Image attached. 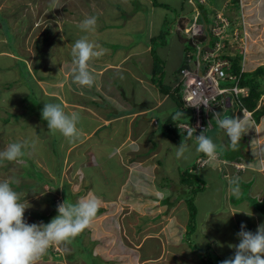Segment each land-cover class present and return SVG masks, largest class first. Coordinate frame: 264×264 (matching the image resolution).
Instances as JSON below:
<instances>
[{"label": "rangeland", "instance_id": "374dc122", "mask_svg": "<svg viewBox=\"0 0 264 264\" xmlns=\"http://www.w3.org/2000/svg\"><path fill=\"white\" fill-rule=\"evenodd\" d=\"M53 1L54 0H0V39L7 37L9 44L12 46L13 50H15V52H19V49H16V38L21 39L23 36L28 35L31 30L33 31V34L35 36H38V34L41 33L43 36L41 38H38L33 43V46L35 45V51H39L38 61H44L43 54H45V50H47V48H49L50 50H54V47L56 45L54 38L56 37V39L59 41L58 36H60L61 43L66 41L67 44L70 43L69 41L74 42L81 36L88 35L90 40L97 42L99 45L100 43H102L101 45L103 46L104 41L110 38V33L118 35V37L110 39L124 40L127 44L126 47L134 45L138 41V37L134 36V33L127 34L124 27L119 28V24H116L118 21L110 23L112 24L111 28L104 29L105 27H103V24L110 21L107 19V17L109 16V6H107L109 2L107 0H57L58 4L62 3V8H60L61 10H56L54 18L51 16L54 13V10L50 11L49 9H46L54 4ZM125 1L129 3L127 0H113L112 3H123ZM155 1L156 4L161 2V5L157 6L156 14L153 15L156 18L153 19L156 27H153L151 29V33L153 35L152 38H155L154 42H156V45L153 53V58V51L151 52L147 48L141 51L143 60L152 58L148 63L150 65L151 71L148 74H146L145 72L142 73L146 77L147 82H149L148 79H150L154 83L158 84L160 80L155 82L153 74H151V72L153 71V63L157 61L161 67V71L159 74H162V72H164L163 83L167 84V77L169 75L167 69L170 72L177 70V66L181 62L180 48L183 46V44L185 47H190V52L193 53L194 60H196L197 56L199 55V48H195L196 50H192L191 44L189 42H184L188 41V38L192 37L190 31L192 30L193 25L189 28L185 23L181 22V20H184V18L178 19L177 16L179 15L180 11L183 10L185 16H187L188 21L186 22L190 23L193 18H199L200 23H204V15L200 11L198 12V7H200L208 15V18L210 20L217 22L216 16H219L218 11L220 7L224 6L223 4L225 3V0H208L206 3H204V5H201L199 0H195V2L193 0ZM123 4L124 6L126 5V3ZM237 5L238 2L234 0L232 1V3H228V7L224 8V10H221V16H223V13H225L226 11L231 12L232 8H235ZM124 6L122 8H119L121 13H117L114 10L115 8L111 6L113 13L115 15L123 16V20L127 17L126 13H124V10L126 11V8ZM246 9V13L249 14V12L247 11H250V7H247ZM236 11L239 10H237L236 8L234 12ZM58 14L61 18H58ZM41 15L43 16V18L45 17L44 21H42L41 28L38 29L35 27H30V25L35 22L38 16ZM243 15L244 13L242 12V16ZM90 16H95L97 18L96 31L94 33H84L78 27V31L76 34V26L70 24V21H76L75 23H78L79 25L80 22H82L86 17ZM238 18H241V16L234 15L230 18L232 20L227 26L228 29L229 27L230 29L235 27L236 21H239ZM41 20L42 19H40V22ZM146 21L147 24L150 23L149 20ZM241 24L243 25L245 30L242 32L243 35H240L241 32L239 31L240 37L237 40L233 39L230 41L225 49V53L229 52L230 54L231 52L233 53L239 51V49L240 51H243V49L247 51V48L248 46H250L251 42L254 44V54H258L264 51V24L258 36H252L251 33L252 27H255L254 30H257L256 26L253 25L251 27V24L247 20H245L244 22L242 20ZM241 24H237L236 26H239ZM61 25H63L64 29L63 36H61V34H59L58 32V29H60ZM181 25H185L186 27L185 29H181L180 31H178L177 27H180ZM138 27L142 28L143 24L141 22L136 23V28L138 29ZM17 28H19V32L17 31ZM44 29H46V31H43ZM134 32L136 31L134 30ZM132 36H134L135 39L133 40V42H131V45H129L130 41L127 42V39L131 38ZM250 36L254 40H256L255 43L253 41H250L252 39ZM102 37L107 38L101 40ZM203 38L204 35L196 36V39L198 40H202ZM259 39L262 41L261 44L259 42ZM174 41H176V43ZM181 43L182 46L177 49V47L180 46ZM5 45V43L0 42V49L5 47ZM55 49L57 48L55 47ZM156 55L160 58H158ZM259 55L260 57L258 59L261 61V63L255 61L254 68L258 65L264 64V55ZM8 63L12 64V66L14 65L13 70L7 69L9 65L5 62L4 57H0V151L5 150L7 145L10 144L7 143L8 141H10L11 143H21L25 145L22 151H24L25 156H27L28 158L25 157V161L23 162L25 164L13 162L14 165L11 166L23 167L24 169L22 170L23 173L21 174V177H25V179L23 178L21 180H18L19 177H15L16 175H20L19 171L17 173L11 171L7 174V170L10 169L7 167H5L7 169L0 167V176L2 178H7V176L8 178H11L15 173L14 178L10 181V183L12 188L20 193V201L29 203L30 207L25 211L37 210L43 214L49 213V211L51 210L50 201L51 199H53V196L51 194H43L44 192L42 191L41 193L39 189L40 187H37V185H35L33 189H30V192H26V194L23 193V190L29 188L30 185L28 184V182H32V179L30 180L29 177L33 178L39 176L40 179H38V181L40 183V181L44 182L47 176L48 179H52L53 183H57V178L54 177L53 173V176H51L50 173H46L45 171H43L46 166H49L52 170H54L56 167L52 165L50 161L47 162L43 159L38 160L36 157H34V153H37L35 152L36 149H40L41 152H43L45 149L44 144H49L51 141L57 144L63 143L64 146L69 143V140L64 138L61 134L51 133L48 129L47 121L42 119V109L45 103H59V101H57L58 99H54L52 96L44 95L43 90L33 80V71L31 73L22 60L8 59ZM158 63H156V65H158ZM33 66L34 70L37 71L38 66L36 65V62H34ZM54 76L56 77L57 75L54 74ZM180 87L185 88L184 84L180 85ZM177 88L179 91V87ZM143 93L147 97L146 99H148V101L150 102L146 103L144 106H150L151 103H154V100L152 99V96L154 94L148 91L145 92L144 90ZM261 103H264V95L262 97ZM170 105L171 103L170 101H168L163 106L162 110H165L167 108L170 109ZM108 107L110 109L111 106ZM112 108L113 110H110L109 112L111 116L115 115L118 111L117 106L113 105ZM67 111L68 110H66L65 112ZM175 111L178 112L179 116L180 113L176 109H173L172 113ZM67 113H69V111ZM82 116L81 118H83V120L81 119L79 128L83 127L85 128V130L90 131L94 127V124L91 123L89 119H86ZM172 119H174V121L176 120L175 117ZM8 120L9 122L6 123V121ZM140 120L142 119L140 118ZM117 124L119 123L116 122L115 125ZM163 124L164 121L161 118V121L159 123L160 129H158V133L153 135L155 131L153 129L152 134L150 132V134L148 135V139H153V142L157 144L160 143V139H170L171 141L169 140L168 145L167 143H164V145H166L165 149L169 146L172 147V151L169 148L170 152L168 153V155L162 153L159 156L150 159V157L148 156V151L150 149L148 147V143L145 142L144 146L147 149L139 151L138 148H134L133 155L130 156L131 161H129L128 159L123 160V157L125 156L122 150L118 147V136H116L114 140H107V137H103L104 134H102V132H99L87 143V145H90L92 148L93 146H95L93 148L94 154L89 160V164L96 166L97 164L101 163L104 164L105 168L102 172H98L92 166L88 167V171L92 172L96 177L95 180H92L93 186L90 187L89 185L88 189L94 188L98 193L103 192L107 195L108 198H113V194L117 189H120V183L124 180L125 176H131L133 172V168L130 165L131 162L136 166L140 164L138 161L143 159V163L140 165L146 170V172L142 175V178H144V183L141 187L137 186V189L140 190L143 198L150 199L151 201H148L147 203L143 202L142 210L141 212H139L143 214L141 217L137 214V212H133L131 210V207L133 206H125L124 213L132 211L128 213L127 218L122 212V207H120L119 209L117 208L118 211L121 210L119 218L121 224H123L122 222H126L127 225H130V223L132 222L136 224L134 225L132 223V228L134 229L133 232H130L129 226H124V224L122 229H120V227L117 228V224H119L117 217L112 220L110 219V217H113L115 213L113 212V208L111 206H108V208H106L105 210L106 212L103 213V215L97 216L94 219L92 225L85 230L87 232L89 231L88 235L86 232V235L84 234L86 238L81 236L83 235L82 233L81 235L76 237L75 240L71 242V244L67 246L61 245V248L67 250L65 251L66 260H68L67 257L69 256L68 253L70 252L71 254H73L71 256V262L73 261L76 264H114L118 260L117 255L121 251L124 252L122 250L123 240L128 241L129 239H136V241L139 243L140 240L141 242L147 240L148 245L153 244L152 254L154 253L159 255V257L156 259H145V262H143V264H221L223 260L234 255L235 250L234 248L230 247V245H237L240 242L236 234L241 230L242 223L245 225H249V228L253 233L256 232L258 225L264 223V207H262L261 210L258 209V207H256L253 203L256 202V194L250 193L256 182V178L254 176L258 175V173L248 170V168L252 167L248 161H244L243 164H236L238 167L240 166L239 168L243 167L249 172L247 174V177L245 178V182L247 184H244V186H242L245 190L244 195L235 194L234 196L235 198H237V201L233 202V199L231 200V198L229 197V194L231 195V193H229L228 191V187L232 179H225V174L227 170H229V166L227 163L223 162L224 159L219 156L217 160H213L217 162V164L215 165V170L218 172V180H216L214 176H211L210 174H206L204 176L198 169L188 167L190 165L192 166V164L195 162V159L191 161V163H184L188 161V159H177L176 157L177 147L180 145L182 140H185V138H178V140H175V134L170 133L168 131V128H166ZM211 124L217 127V124L213 119ZM253 128L249 130V135L245 137V146H249L248 138H251L253 140L255 139V136L258 137L256 131L254 133ZM164 129L165 131H163ZM217 129L219 128L217 127ZM81 136L80 138H82ZM120 137L123 138L121 134ZM257 142L258 144H253L255 148L251 146L250 148H248L247 156H253L254 154L255 156L253 158H256L259 162L258 154L260 158H262L261 147L264 143V140L261 138V140H257ZM223 145H225V143ZM30 147L34 150V153L28 152ZM220 150H222L221 146L217 148L218 152ZM97 151L102 154L106 153L107 155L110 151V155L108 156L111 159L104 161L107 155L99 156ZM49 153L50 152H47L45 154L47 155ZM226 158L227 160H231L234 157L230 153L226 156ZM35 161L40 167L36 163H34ZM209 161L211 162L212 160L207 159L206 163H208ZM213 161L212 163H214ZM0 163L2 165H5V162L3 163V161H0ZM56 163L58 164V159L56 160ZM65 164V168L67 170L63 172V178H65V173L69 171L71 172L67 174H69V179L72 180V183H70L68 180L66 181L71 184V188L73 189V191H75L73 186L80 185V180L77 179L76 181V179L73 178V165L69 161L67 163L66 160ZM236 165L233 167V169L238 170L239 168H237ZM258 166L259 170L256 166H254V168L257 169L256 171H259L260 173L262 172L261 174L264 175V168H262V165L260 164H258ZM113 169H115V173L112 171ZM196 175H198V177L200 176V178H202L203 176L204 182L207 185L206 188L203 186L199 189L200 191L197 190V192L195 193L196 195L194 196V204L199 210L197 219L203 218L202 215L206 216L204 228L202 230H199L198 223L196 225L197 227L195 226V229H190L188 227V232H185L186 230L183 229L185 235L184 233H179L177 229L174 230L172 226L171 229H167L170 225L173 224L178 226V219H180V221H186V225L188 226V220L190 219V216H188L189 212L187 213V208L189 197L191 196L189 193L190 190H193L194 185H199L198 179H200L197 178ZM222 176L224 177V185L222 184ZM184 178L191 179V182H184ZM20 181L22 183H17ZM75 182L78 183L75 184ZM258 182L259 186H262L261 189L264 190V180L260 179L256 183ZM82 184L83 182L81 183V185ZM154 186L162 188H158L159 190H161V194H158L160 195L158 197L156 195L150 194L152 190H155ZM30 187L32 188L33 185L31 184ZM50 187L51 186H46L45 188H48L50 190ZM131 187L133 186L130 185L129 188ZM19 188L20 191L18 190ZM82 188L83 187H80L79 191ZM215 189H218L219 192L216 196H213V192L215 191ZM49 190H46V192H49ZM263 190L261 191V193L263 192ZM240 191L242 192V190ZM60 195V192H56L55 196L58 197ZM123 196L124 198L126 197L125 199H129L131 197L128 188L123 189ZM96 197L100 198L99 196ZM208 197L210 199L216 200V202H213L211 204V202L208 201ZM158 198H161L162 200H158L157 203H154L153 200H157ZM259 198L264 200V197L262 198L260 196ZM99 200L100 206H102L103 202L101 201V199ZM231 205H233L232 208L235 209L234 211H230ZM167 208L169 210L173 209V211L171 210L169 211V213L167 212L168 214L166 216L164 212L167 211L165 210ZM158 211L160 212V214L156 215ZM244 212H247L249 214L252 213V215L249 216ZM57 215L58 212H54L53 215L47 214L50 220ZM24 217L29 224L34 223L33 217ZM29 221H31V223ZM39 222L41 223V221ZM39 222L35 220L36 224H39ZM168 230H171V232H168ZM166 233L167 237L165 238ZM87 236L91 240H93L94 243H86V241L88 240ZM157 237H159V239ZM160 237H162L163 239ZM159 240L161 241V246ZM170 242H173V244H171ZM139 246H142V243H140ZM54 247L55 246L51 248ZM207 247H209V249H206ZM201 250H203V253L207 256L204 260L200 256ZM210 253L212 254V256ZM46 256L49 257V261L44 262L45 259L41 258L39 264H60L58 263L62 257L60 254L54 252L52 255Z\"/></svg>", "mask_w": 264, "mask_h": 264}, {"label": "crops", "instance_id": "0c3cea01", "mask_svg": "<svg viewBox=\"0 0 264 264\" xmlns=\"http://www.w3.org/2000/svg\"><path fill=\"white\" fill-rule=\"evenodd\" d=\"M107 1L109 2L107 4V6H109V10H108L109 16L107 17V19L110 21L105 22L103 24V27L106 26L104 29L111 28L110 25H112V24H110V23L118 21L116 24H119V28L124 27L127 34H133L134 33L135 34L134 36L138 37V41L134 45H131V42H133V40L135 39V37L132 36L131 38L127 39V42L130 41L129 45H131V46L126 47L127 44L124 40H112V39H110V38L118 37L117 34L110 33V36H109L110 38H108L107 40L104 41L103 46L101 45L102 43H100V46L103 47L104 49H106L107 52L100 59L94 60L91 64V70L93 71V73L95 75V84L91 89L81 88L80 86H78L77 84H75L73 82L72 73H71V69L73 67V64H72V58L70 55V51H71V47H72L74 42L69 41L70 43L67 44L66 41H64L61 43L60 36H58L59 41L56 39V37L54 38L55 44H56L55 47L57 49H55V47H54V50H50L49 48H47V50H45L46 52H45V54H43L44 61H42V60L38 61V52L39 51L36 52L35 51V45L33 46V43L38 38H41L43 35L40 33L41 35L38 34V36H35L33 34L32 30L28 33V35L23 36L21 39L16 38V40H15L16 45H17L16 49L18 48L20 53L15 52V50H13L12 46L9 44L7 37L1 38L0 42L5 43L6 45H5V47L0 49V57H4L5 62L9 65V67L7 69H12V70L14 69V65L12 66V64H9L8 59H16V60L20 59V60H22L26 64L29 71L31 73L33 71V73H32V74H34L33 80L43 90L44 95L52 96L54 99H58L57 101H59V103L64 107L65 111L68 110L69 113H71L73 111L78 112L80 114V116L83 115L82 117L89 119L91 121V123L94 124V127L90 131H87L83 127L79 128L80 123H81V121H80V123L77 125V127L81 130V133H82L81 137L82 138L78 139L75 142H69L66 146H64L63 143L57 144V143L51 141L49 144H44L45 149L43 152H41L40 149H36L35 152H37V153H34L33 152L34 150L31 147L29 148L28 152L29 153L33 152L34 157H36L38 160L43 159L44 161H47V162L50 161L51 164L56 167L54 170H52L49 166H46L43 169V171H45L46 173H50L51 176L54 175V177L57 178L56 181H57V183L59 182L58 183L59 188H62V186L64 185L66 180H68L70 183H72V180L69 179V174H67L70 171L65 173V178H63V172L65 170H67L65 168V165H66L65 160L67 163L69 161L73 165V171H72V173L74 174L73 178L76 179V181H77V179L80 180V185H77V186L72 185L74 187V190H75V191H73V189L71 188L73 191V194H74V198L81 199L83 197L99 196L100 197L99 199H101V201L103 202L102 203L103 207L108 208V206H111L113 208V212L115 213V215H113V217H110V219L112 220L115 217H117V220L119 222V224H117V228L120 227V229H122L123 224H124V226L127 224H126V222H122V221L121 222L123 224L120 223L119 218H120V211L121 210L118 211L117 208L119 209L120 207H122V212L124 213L125 206H127V205L129 207L133 206V207H131L132 208L131 210L133 212H137V214L141 217L143 214H141L139 212H141V210H142L143 202L147 203L148 201H151L150 199L143 198L140 190L137 189V186L141 187V186H143V183H144V180H143L144 178H142V175H143V173L146 172V170L144 168H142L140 165L143 163V159L138 161L140 164H138L136 166L134 163L131 162L130 165L133 168V172H132L131 176L130 177L125 176L124 180L120 183V189L116 190V192L113 194V198H108L107 195L103 192H102L103 193L102 194V193H98L96 191L94 192L91 189L86 190L87 184L84 183L85 173L83 172V170L85 167V163H87V162H83L82 155L86 156L88 153H90V155L93 156V154H94L93 148L95 146H93V148H92L90 145H87V143L90 141L91 138L96 136L99 132H102V134H104L103 137H107V140H114V138L116 136H118V139H119L118 147L122 150V152L124 153V156H125V157H123V160L128 159L129 161H131L130 156L133 155V149L134 148H138L139 151H141L143 149H147L144 146L145 142L148 143V147L150 149L148 151V153H149L148 156L150 157V159L155 158L162 153H165L166 155H168V153L170 152L169 148L172 151V147L169 146L168 148L165 149L166 145H164V143H167V145H168L170 139H168V138L167 139H160V143L157 144V143L153 142V139L150 138V140H149L148 135L150 134V132L152 134L153 129L155 130L153 135L158 133V129H160L159 123L161 121V118L164 121L163 125H165V127L168 128V131H169L170 124H172V122H170V119L174 118L175 117L174 115L178 113V112L176 113V111L172 113V111H173V109L178 110L177 108H179L177 100L175 99L176 90H178V88H176V86L178 84L179 70L184 64V59L186 57L192 59L193 53L192 52L186 53V47L184 46V44L182 46V43L180 46L177 47V49H178L182 46L180 48L181 62L177 66V70L170 72L167 69V72L169 75L167 77V84L166 85L169 88L171 87V89H168L169 90L168 93L163 92L161 90L162 88H160V86H159V82H158V84H156L150 79H148L149 82H147L146 77L142 73V72H145L146 74H148L151 71L150 65L148 63L153 58V53H154V49H155V45H156V42H154L155 38L154 39L152 38L153 35L151 33V29L153 27H156L155 22L153 21V19H156V18L153 15L156 14L157 6L161 5V2L156 4L155 0H137V1L132 3V0H127L129 3H127L126 1L123 2V3H126V5L124 6L126 8V11L124 10V13H126V15H127V17L124 16L126 18L123 20V16L115 15L113 13V10L111 9V6L113 8L116 7L114 5L115 3L114 4L112 3L113 0H107ZM138 1H139L140 5H139ZM199 1L203 2L202 0H199ZM204 1L206 3L208 0H204ZM232 1L233 0H225V3L223 4L224 6L220 7V9L218 11L219 16L217 15V19H218L217 21L218 22H216V24H211V21L209 18H208V20L207 19L204 20V24L202 23L203 26L207 30V32H206L207 44L211 43L215 39V36H216V29H215V32H213L212 28L213 27H216V28L219 27L217 23L220 24V21H222V20H223L225 26L228 25L230 23V21L232 20L230 18L234 15L235 16L239 15V16H241V18H238L239 21H236L235 27L231 28L230 30L228 29V27L224 28L225 30L222 31L221 37L223 38L225 33L230 32L233 29H234V37L236 38V40L239 38L240 35H243L242 32L245 30H244L243 25L241 24V22L243 20L242 12L244 13V16H246L245 20H247L251 24V27L253 25L257 27V30L256 29L254 30L255 27L251 28L252 36H255V35L258 36L260 34V31L263 28V24H264V18H263L264 0H238L239 6L237 5L235 8H232L231 12L226 11L225 13H223L224 15L221 16V14H220L221 10H224V8H227L228 3H232ZM53 2H54V4L51 5V7H48V8L45 7V8L49 9L50 11L54 10V13L52 15L50 14L54 18L56 10H59L60 8H62V3L58 4L57 0H54ZM247 7H250V11H247V12H249V14L246 13ZM236 8L239 11L234 12L236 10ZM117 13H121L120 10H118ZM44 18L42 15L38 16V18L35 20V22L32 25H30V27H35L38 29L41 28V24H42V21H44ZM58 18H61L60 15L58 16ZM219 18H221V19H219ZM40 19H42L41 22H40ZM127 19H129V20H127ZM146 20H149L150 23L147 24ZM240 20H241V22H240ZM75 22L76 21L71 20L70 24L76 26L75 33L77 34L78 23H75ZM139 22H141L143 24V27L142 28L138 27V29H137L136 23H139ZM237 24H241V25L236 26ZM231 25H232V23H231ZM180 27H183V26H180ZM133 29L136 32H134ZM180 30L181 29H178V31H180ZM203 30H204V28H203ZM17 31L19 32V28H17ZM43 31H46V29H44ZM239 31L241 32L240 35H239ZM58 32H59V34H61V36H63V32H64L63 25H61L60 29H58ZM204 34H205V32H203V31L200 33V35H204ZM226 36H228V35L226 34ZM106 38L107 37H102L101 40L102 39L104 40ZM252 39L250 41H253L255 43L256 40H254V39L252 40ZM263 41H264V39H263ZM174 42L176 43V41H174ZM259 42H260V44L262 43L261 40ZM145 48L149 49L151 52L153 51L152 52V58H149L147 60H143V56L141 55V51ZM248 48H247V56H246L247 61L245 63L244 68H245V70L253 71L256 69V67H258V66H256L254 68L255 61H258L259 63H261V61L258 59L260 57V55H259V53L258 54L253 53L254 44L252 42L250 43V46H248ZM239 51H240V49H239ZM198 53H199V55L197 56L196 60H192L191 64L188 65V67L193 69V70L198 69L200 71L203 69V66H204L203 56L205 53H203V51L200 49H199ZM157 57L160 58L159 56H157ZM34 62H36V65L38 66L37 71L34 70V66H33ZM153 67H154V63H153L152 68ZM251 68H254V69H251ZM54 74L57 76L55 77ZM151 74H152V72H151ZM159 75L160 74H158V77L163 81L164 73L162 72L161 76H159ZM183 84L184 83H181L180 85H183ZM179 88H180L179 89L180 94H183L185 91V88H181L180 86H179ZM143 90L145 92L148 91V92L154 94L152 96L154 103H151L150 106H144L146 103H150V102L148 101V99H146L147 97L143 93ZM155 97H156V99H155ZM262 97L259 101L258 108L261 107L262 105H264V103H261ZM228 100H229V96H228ZM168 101H170V103H171L170 109L167 108L165 110H162L163 106ZM186 104L187 103H185L184 109H182L180 111L181 112L179 114L180 117L177 114V116L175 118L177 121H182V120L183 121L187 120L188 122L192 121V118L194 116L193 110L190 107H188ZM113 105L118 107V111L116 112L115 115L111 116L109 112H110V110H113V108H112ZM141 105H143V106H141ZM227 105H230V103H227ZM108 106H111L110 109ZM228 112H229V110H228ZM170 113H171V115H170ZM222 113H223V111H222ZM237 116L241 117V115L237 114L236 111H234V117H237ZM140 118L142 120H140ZM81 119L83 120V118H81ZM213 120L215 121V119H213ZM116 122H118L119 124L115 125ZM167 123H168V126H167ZM252 124H253L252 126L255 127V128L252 127L254 129V133L256 131L258 137L255 136V139H253V140L251 138H248L249 139V142H248L249 146H245V137H247L250 133V131H248V133L242 137L240 144H239V147H238V150H235V151L231 150V148L229 147V139L226 136V134H223L224 133L223 130L220 129L218 127V125H216V126L219 129H217V127H215L213 125L212 128H210L207 136L213 140V142L217 145V148L219 146L222 147V150H220L219 153L221 154L220 157H222V159H225V161L227 159L226 156L230 153L234 157V158H232L233 161H235L236 159H240V158H241V161H243V162L248 161L252 166V167L248 168V170L258 173V175L254 176L256 178V182H257L260 179L264 180V175L261 174L262 172L260 173L259 171H256L257 169L254 168V166H256L257 168L259 167L258 164H260V161L258 162L256 158H253L255 156L254 154H253V156H251V155L247 156V154H248V148H250V146L255 148L253 144H255V143L258 144L257 140H261V138L264 140V116L261 118L259 123L254 124L252 121ZM163 131H165V129ZM120 134L122 135L123 138L120 137ZM195 137L196 136L191 137V138H187V135L184 134V132H182V131H179L177 134H175V137H174L175 140H178V138L179 139L185 138L186 143L189 145L190 152L185 154L188 156V161H186L184 163H191V161H193L194 159H195V162L192 164V166L190 165L188 167H194V164L197 162V160L203 156L202 153H197L195 151ZM147 141H149V142H147ZM179 141H181V140H179ZM7 143H11V142L8 141ZM224 143H225V145H223ZM65 147H66V149H65ZM98 147H100V146H98ZM47 152H50V153L46 155L45 153H47ZM97 152H98L99 156L107 155L106 153L102 154L99 151H97ZM82 153H84V154H82ZM108 155H110V151L108 152ZM108 155L106 156L104 161L111 159ZM261 155H262L261 159H262L263 165H264V143L262 144V147H261ZM258 158H259V155H258ZM57 159H58V164L56 163ZM259 160H260V158H259ZM212 161L211 162L209 161V163L205 167L197 166L193 169H198L199 171L202 172V174L204 176L206 174L207 175L210 174L211 176H214V178L216 180H218L219 179L218 172L215 170V165L217 164V162L213 161L214 163H212ZM19 163H21V162H19ZM187 165H189V164H187ZM229 169L233 170L232 167H229ZM248 170H246V172L244 174H242V181H244V182H245V178L247 177V174L249 172ZM258 170H259V168H258ZM112 171L115 173V169H113ZM52 173H53V175H52ZM223 178L224 177L222 176V184L224 185V182H223L224 179ZM201 181H204L203 176H202L201 180H199L198 183H199V185H202L206 188L207 185L205 184V182L202 183ZM82 182H83V184L81 185ZM256 182H255L252 190L250 191V193H255L256 197H260V196L264 197V190L261 189L262 186L260 187L259 182L258 183H256ZM77 183L78 182H75V184H77ZM130 185L133 187L129 188ZM242 186H244V184H240V190H242L243 193L241 191H239L236 194L244 195L245 190L243 189ZM80 187H83L82 189L84 190V192H82V193L78 192L77 193V191H79ZM126 188H128L129 193L131 195V197L129 199H125L126 197L124 198V196H123V189H126ZM154 188H155V190L154 191L152 190L150 194L156 195L157 197L160 196V195H158V194H161V192H160L161 190H159V189H162V188H160L158 186H154ZM262 190H263V192L261 193ZM175 191H178V190H175ZM228 191H229V193H231V195L229 194V197L231 198V200L233 199L232 201L236 202L237 198H235V196H234L235 194L232 193L230 185L228 187ZM58 192H60V194L62 196V190H59ZM218 192H219L218 189H215V191L213 192V196L214 195L216 196L218 194ZM43 194H50V192L45 191ZM161 196H163V195H161ZM161 198H163V197H161ZM161 198H158L157 200H153V202L157 203L158 200H162ZM165 198H167V197H165ZM211 198H212V195H211ZM208 201H210L211 204L213 202H216V200H213L210 198L208 199ZM205 204H206V202H205ZM232 206L233 205H231L230 211L235 210L234 208H232ZM180 208H181V206H180ZM165 210H167L166 212H164V214L166 216L169 213V211H171V210L173 211V209L169 210L168 208ZM132 211L125 212L124 216L127 218L128 213H130ZM198 211L199 210L197 208V214H198ZM188 212H189L188 216H190V211L187 208V213ZM158 214H160L159 211L157 212L156 215H158ZM170 215H171V213H170ZM110 216H112V215H110ZM202 217L203 218L197 219V215H196V221L194 223V226H196L199 223V230H202L205 226L206 216L202 215ZM121 218H122V216H121ZM178 220H179L178 223L174 222V223H177L178 226L173 224V225H170L167 229H171V226H172L174 230L177 229V231H179V233L181 232L182 234L184 233V235H185V232H188V229L190 228L189 227L190 219L188 220V226L186 225V221H180V219H178ZM29 222L31 223V221H29ZM132 223L134 224V222H132ZM132 223H130V225H127L130 228V232L134 231V229L132 228V225H133ZM134 225H136V224H134ZM183 229H185L186 231L184 232ZM245 230L251 231V229L249 228V225H246ZM168 232H171V230H168ZM160 238H162V237H160ZM211 240H212V238H211ZM170 243L173 244V242H170ZM124 244L126 245V243L123 240V244H122L123 248L122 247L121 248L123 250H125V252L120 255L119 259L117 260V263L118 264H141L138 262L137 256H136V258H134V260L132 259L135 256L136 248L130 247L131 245L125 246ZM168 245H169V243H168ZM148 246H149V248L153 249L152 248L153 244H150ZM156 247H157V245H156ZM45 255H47V254H45ZM129 255H131V256H129ZM47 260L49 261V259H45L44 262H47ZM59 262L61 264V261H59ZM179 264H181V263H179Z\"/></svg>", "mask_w": 264, "mask_h": 264}, {"label": "clouds", "instance_id": "9594fccd", "mask_svg": "<svg viewBox=\"0 0 264 264\" xmlns=\"http://www.w3.org/2000/svg\"><path fill=\"white\" fill-rule=\"evenodd\" d=\"M193 1L195 2V0ZM200 3L204 5L205 1ZM184 14L185 13L181 11L177 16L178 19L182 18ZM242 17L244 22L245 16L243 15ZM185 24L189 28L192 25L193 27L195 25L201 26L202 31L205 32V34L207 32L206 28L203 26L204 23L202 24L197 22V19L191 21L190 23L185 22ZM181 26L183 27L177 28L185 29L186 27L185 25ZM78 27L84 33H94L97 28V18L95 16L86 17L82 22H80ZM215 29L216 27L212 28L213 32H215ZM190 33L193 36H198L201 32L194 34L192 28ZM220 43L221 47L224 46L223 42ZM199 49L202 50L204 53L210 51L205 50L204 46H201ZM243 51L246 50L243 49ZM106 52L107 50L101 47L97 42L90 40L88 35H83L79 39H76L70 51L73 64V67L71 69L73 82L81 88L91 89L95 84V75L91 70V64L94 60L100 59L103 55L106 54ZM220 59H223L228 63L227 58ZM203 63L205 64L204 61ZM182 68L183 67H181L179 70L178 84L176 87H179L181 83H184L180 76ZM200 71L205 72L204 69ZM225 77L220 80V84L222 86L231 87L237 85H228L224 83V79H226ZM241 88L243 89V92H239L237 95H248V87ZM184 94L185 91L182 95L184 102L186 103ZM237 95L234 92H226L224 95H219L218 100L221 101L217 102V112L211 114L207 129L203 132L200 131L201 133L199 135H196L195 151L197 153L203 154V156L199 158L196 162L199 167H205L209 163H205L202 166L199 164L200 159L217 160L221 155L217 151V145L213 142L210 137L207 136L208 130L213 126L211 124L212 119H215L218 127L222 129L228 137L229 147L233 151L238 150L242 137L246 135L248 131L252 128V121L254 124H257L256 120L253 117V112L248 111L246 108L245 109L247 112L242 111L241 113H243V115H241V117H231L230 114H227L225 112V108H232L235 109L234 111H236V113L240 115L239 108L241 107V105H239L240 103L237 98ZM227 103H230V105H227ZM235 103L236 106H234ZM204 105L205 110L207 111L209 104L205 102ZM190 108L193 110V123H195V111L193 107ZM42 119L47 121V126L51 133H59L64 138L68 139L69 142H75L81 136V130L77 127V125L81 121L80 114L75 111L71 113L65 112L64 107L59 103L46 102L42 109ZM193 130L195 131L194 128ZM191 136L192 131H189L187 133V138H191ZM24 147L25 145L21 143H10L9 145H7L5 150L0 151V161L6 160L8 162H23L21 158L25 155L24 151H22ZM189 152V145L185 142V140H182L180 145L177 147L176 157L177 159L183 158L187 160L188 156L185 154ZM259 161L260 165H262V168H264L263 161L261 158ZM223 162L227 163L228 166L232 168L236 164L244 163L243 161H233L227 159L226 161L224 159ZM239 167L237 166V168ZM240 170L245 173L247 169L241 167L238 169V171ZM236 171L237 169H229L225 174V179H232H230V186L233 194H236L240 191V178L235 177L233 179V176ZM59 197L61 198V195L56 197V203L58 204V215L56 217L51 219V221L47 224L43 222L39 224H29L24 217L25 210L30 207L29 203L20 201V193H18L12 188L9 180H0V264H39V261L45 254L52 255L54 252L62 256L60 260L61 264H76L73 261L71 262V256L73 254H71L70 252L68 253L69 256L67 257L68 260H66L65 251L67 250L61 248V245L67 246L71 244V242L83 232L87 233V231L85 230L92 225L94 219L97 217V213L100 208V200L95 196H90L83 197L79 199L76 203H70L67 200L61 203V201H59ZM105 212L106 211L102 212L100 215H103V213ZM244 213L249 216L252 215V213ZM245 229L246 225L242 223L241 230L236 234L240 242L237 245H230V247L234 248L235 250L234 255L223 260L221 264H264V223L257 226V230L255 233L247 231ZM166 237L167 233L165 238ZM157 238L159 239V237ZM87 239L91 240L88 236ZM132 240L129 239L128 241H124L126 243V245H124H131L130 247L136 248L135 256L132 259L134 260V258H136L137 256L138 262L143 264V262H145V259H148L147 256H151L146 252V249L143 247L144 242L147 240H144L142 242L140 240L142 246H139L140 243L137 242L136 239H134L133 241ZM53 246L55 247L51 248ZM123 251L125 252V250ZM124 252L121 251L117 255L118 259L120 255ZM158 257L159 255L155 254V256H153V258L151 259H156ZM43 258L49 259V257L46 255ZM114 264H118L117 261Z\"/></svg>", "mask_w": 264, "mask_h": 264}, {"label": "trees", "instance_id": "16d2710c", "mask_svg": "<svg viewBox=\"0 0 264 264\" xmlns=\"http://www.w3.org/2000/svg\"><path fill=\"white\" fill-rule=\"evenodd\" d=\"M135 1H137V0H132V3L135 2ZM235 1L238 2V6H239V1L238 0H235ZM138 3H139V1H138ZM115 4L114 5L116 7H115L114 10L116 12L119 10V8H122L124 6V4L122 2H118V3L115 2ZM200 4L202 5V3H200ZM139 5H140V3H139ZM198 10L204 15V18L208 20V15L204 12V10L201 9L200 7H198ZM182 18H184V20H182V22L185 23L186 21H188L187 16H185V14L182 16ZM216 18H217V16H216ZM127 20H129V19H127ZM194 20H196V19L193 18L192 21H194ZM210 21H211V24H216L215 21H212V20H210ZM197 22L200 23V19L199 18H197ZM201 23H203V22H201ZM217 24H218V26H223V25L225 26V24H224L223 21H220V24L219 23H217ZM228 25H226L225 28ZM110 27H111V25H110ZM229 30H230V27H229ZM226 34L229 37L226 36ZM228 38H230V39H228ZM206 39H207L206 38V34H204V38L202 40H198V39H196V36H193L192 35L191 38H188V41H184V42L185 43L189 42L191 44L192 50H194L195 48L198 49L201 46H204V49L205 50H208V49L209 50H215L217 48V46H218L217 45L218 42H223L224 43V46L220 47V49H218V50L216 49V52H215V59H220V58H227L228 59V63L224 66L225 67L224 69L226 70V77H225L226 79H224V83H226L228 85L237 84L240 87H248V89H249L248 95H246V96H243L242 94H239V96L237 95V98H238L239 103H240L239 105H241V107L239 108L240 115H243V113H241L242 112V109L243 108H246L248 111H252L253 112V117L256 120V123H259L260 120H261V118L264 116V105H262L261 107L258 108L259 101H260L261 97L264 94V64L258 65V67H256V69L253 70V71L245 70L244 67H245V63H246V60H247V57H246L247 56V51H236V52H233V53H230V54L228 52L225 53V49L228 46V44L230 43V41L233 40V39L236 40V38L234 37V29L232 31H230V32L225 33L223 39H221V36L216 35L215 36V39L211 43H209V44H207V40ZM195 41H196V43H195ZM188 52H190V47H186V53H188ZM259 54L264 55V51H262ZM192 60H194L193 57H192L191 61ZM191 61H189V58L186 57L184 59V64H183L182 67L190 65L191 64ZM154 63H155V65H154L153 71H152V74H153V77H154V81L157 82L158 80H160L159 81V86H160V88H162L161 90L163 92L168 93L169 92L168 89H171V87L169 88L166 84L163 83V81L160 78H158V74L161 71V67H160V65H159V63L157 61H155ZM156 63H158V65H156ZM209 64H210V62H208V61L205 62V65L203 66L204 71H206V68H208ZM179 91L176 90L175 99L177 100V103H178V106H179V108H177V109H178L179 113H181L180 111L182 109H184L185 102H184V99H183V95L180 94ZM234 106H236V103L234 104ZM228 110H229V112H228ZM234 110L235 109H232V108H225V112L227 111L226 113L227 114H230L231 117H234ZM177 114L174 115L175 118H176ZM7 122H9V120L6 121V123ZM170 122H172V124H170V127H169L170 128L169 129V132L170 133L177 134L179 131H182V132H184V134L187 135V133L189 132V130L186 129L183 125L184 124L192 125L193 122H194V116L192 118V121H189V122L187 120L186 121H183L182 120V121H177L176 122V120L174 121V119H172V118L170 119ZM209 130H208V132H209ZM200 133L201 132H196V131L195 132H192V136L191 137H194L196 135H199ZM82 154H84V153H82ZM25 157L28 158L25 155L21 158L23 162L25 161ZM91 158H92V156L90 155V153H88L86 156L85 155H82L83 162H87V163H85V167H84V170H83V172L85 173V175H84V183L87 184L86 185V190L88 189L89 185H90V187L93 186L92 180H95V178H96L95 175L92 172L88 171V167H91L92 166L98 172H102L105 169L104 168V164H101V163L100 164H97L96 166L95 165H90L88 162H89V160ZM236 160L241 161V158L240 159H236ZM4 162H5V165H2L0 163L1 164L0 167L10 168V169L7 170V174L10 173L11 171L12 172H16V173L19 171V174L20 175H16L15 177H19L18 180H21L23 178L25 179V177H21V174L23 173L22 170L24 169L23 167H20V166H18V167L17 166L16 167H11L12 165H14L13 162H8L6 160H4L3 163ZM23 162H21V163H23ZM23 164H25V163H23ZM197 166H198V164L195 163L194 164V168L197 167ZM7 168H5V169H7ZM5 169H3V170H5ZM242 174H244L242 170H240V171L237 170L236 173L233 176V179L235 177H239L240 178V184H247L246 182L242 181ZM14 175H15V173L13 174V177H11V178H8V176H7V178H2L0 176V180L8 179L9 181H11L14 178ZM196 177L197 178H200V176L198 177V175H196ZM29 179L30 180L32 179V182L31 183L28 182V184L30 186L32 184L33 187L31 188L29 186L28 189L23 190V193L26 194V192H30V189H33L35 185H37V187H40L39 188L40 189V192L41 191L42 192H45L46 190H49L48 188L46 189L45 187L46 186H51L49 192L53 196L52 197L53 199H51V201H50L51 210L49 211V213H44L43 214V213H40V211H37V210H34V211H25L24 216L33 217L34 223H35V220L37 222L41 221V222H43L45 224H47V223H49L51 221L48 218L47 214H49V215L52 214L53 215L54 212H57V206H58V204L56 203L55 193L58 192L59 190H62V196H61V198L59 197V201H61V203L64 202V201H66V200L68 202H70V203H76L78 201L77 199H79V198H74V194H73V191L71 189V185H70V183H68L66 181H65L64 185L62 186V188H59L58 183H53L52 179H50V178L48 179L47 176H46L45 181L44 182L40 181V183L38 181V179H40L39 176L38 177H33V178L32 177H29ZM183 180H184V182H187V183H190L191 182L190 181L191 179H189V178L188 179L187 178H184ZM198 180H201V178L198 179ZM201 182L203 183L204 181H201ZM17 183H22V182L20 181V182H17ZM192 185H194V184H192ZM201 187H202V185H198V186L197 185H194L193 190H190V193H189L191 195L189 197V201L187 200L188 201V208H189V211H190V222H189L190 229H195L194 223L196 221L197 207L194 204V196H195V193L197 192V190H199ZM18 190L20 191V188ZM91 190H93L95 192V189L94 188H92ZM78 192L79 193H82V192H84V190L81 189L80 191H77V193ZM253 203L260 210H261L262 207H264V200L260 199L259 197H257L256 198V202H253ZM105 210H106L105 207L100 206L99 211L97 213V216L100 215ZM88 232H87V234H88ZM84 234H85V232H83V235H81V236H83L84 238H86V236H85L86 234L85 235ZM87 242L94 243V241L89 240V239L86 241V243ZM160 246H161V243H160ZM143 247L146 249V252L149 255H151V256H147L148 258H153L152 256H155L154 253L152 254L153 249L150 250L151 248H149V246L147 244V241L144 242V246ZM206 249H209V247H207ZM203 252L204 251L201 250L200 256L204 260L207 256ZM211 256H212V254H211Z\"/></svg>", "mask_w": 264, "mask_h": 264}, {"label": "built area", "instance_id": "2783aa9c", "mask_svg": "<svg viewBox=\"0 0 264 264\" xmlns=\"http://www.w3.org/2000/svg\"><path fill=\"white\" fill-rule=\"evenodd\" d=\"M194 28V27H193ZM225 26L216 28V35L221 36ZM202 32V27L195 25L193 33ZM222 39V37H221ZM217 50L220 49L221 43H217ZM215 51H207L203 56V61L210 62L205 72L193 70L188 67H183L180 72L182 81L185 83L184 98L188 106L193 107L195 111V123L192 125L184 124L183 126L192 132H203L207 129L211 114L217 112V102L219 95H224L226 92L235 93L243 92V89L238 85L224 87L220 84V80L226 76L224 66L226 61L223 59H215ZM189 61L191 59L189 58ZM205 65V64H204ZM247 93V92H246ZM207 102L208 110H205L204 103ZM242 111H246L245 108ZM195 129V131L193 130ZM207 160L200 159L199 164L204 165Z\"/></svg>", "mask_w": 264, "mask_h": 264}, {"label": "water", "instance_id": "95a60500", "mask_svg": "<svg viewBox=\"0 0 264 264\" xmlns=\"http://www.w3.org/2000/svg\"><path fill=\"white\" fill-rule=\"evenodd\" d=\"M226 117H229V116H226Z\"/></svg>", "mask_w": 264, "mask_h": 264}]
</instances>
